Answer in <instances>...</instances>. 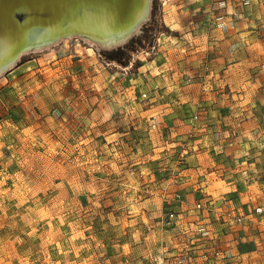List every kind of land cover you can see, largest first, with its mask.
Masks as SVG:
<instances>
[{"label": "rangeland", "instance_id": "1", "mask_svg": "<svg viewBox=\"0 0 264 264\" xmlns=\"http://www.w3.org/2000/svg\"><path fill=\"white\" fill-rule=\"evenodd\" d=\"M249 1L153 0L124 46L73 38L0 77V264H132L149 234L173 229L176 213L154 222L169 201L204 199L196 134L223 94L210 34ZM231 181L229 210L264 215L258 177Z\"/></svg>", "mask_w": 264, "mask_h": 264}, {"label": "crops", "instance_id": "2", "mask_svg": "<svg viewBox=\"0 0 264 264\" xmlns=\"http://www.w3.org/2000/svg\"><path fill=\"white\" fill-rule=\"evenodd\" d=\"M261 1L250 0V8H231L227 21L235 22L232 27L213 28L210 34L211 78L221 79L217 88L218 94H223L215 100L207 129L202 127L196 134L197 142L201 143L196 151L199 160L196 166L204 176L200 179L204 199L169 201V207L156 214L154 222L166 228L163 218L176 213L173 229L163 234L157 229L149 234L150 238L133 250L136 261L132 264H179L182 260L188 264H215V261L264 264V231L255 230L253 225L264 223V215L245 218L229 210L238 205V199L230 200L238 194L230 193L242 191V183L231 181L235 175L253 180L258 177L257 190L264 191V4ZM226 194H229L227 199ZM258 203L263 206L264 199ZM199 204L201 209L197 208ZM258 209L264 211V206ZM229 224L238 228H230ZM201 228L207 230L199 231Z\"/></svg>", "mask_w": 264, "mask_h": 264}, {"label": "water", "instance_id": "3", "mask_svg": "<svg viewBox=\"0 0 264 264\" xmlns=\"http://www.w3.org/2000/svg\"><path fill=\"white\" fill-rule=\"evenodd\" d=\"M153 0H0V77L27 53L80 38L124 46L149 20Z\"/></svg>", "mask_w": 264, "mask_h": 264}, {"label": "built area", "instance_id": "4", "mask_svg": "<svg viewBox=\"0 0 264 264\" xmlns=\"http://www.w3.org/2000/svg\"><path fill=\"white\" fill-rule=\"evenodd\" d=\"M197 208L198 209H201V204H199L198 206H197ZM257 212L258 213H261L262 212V210L261 209H258L257 210ZM163 222H164V224L166 225V226H171L173 223H174V221H175V214L174 213H169V214H167L164 218H163V220H162ZM240 221H241V219H240ZM218 253L216 252L215 253V257H216V259L218 258ZM163 260V259H162ZM220 261H215V264H220L219 263ZM179 264H188L187 263V261H181Z\"/></svg>", "mask_w": 264, "mask_h": 264}, {"label": "trees", "instance_id": "5", "mask_svg": "<svg viewBox=\"0 0 264 264\" xmlns=\"http://www.w3.org/2000/svg\"><path fill=\"white\" fill-rule=\"evenodd\" d=\"M121 49L117 50V51H120Z\"/></svg>", "mask_w": 264, "mask_h": 264}]
</instances>
